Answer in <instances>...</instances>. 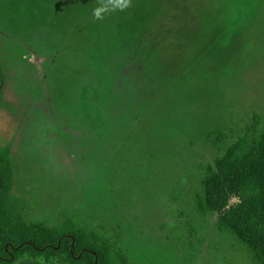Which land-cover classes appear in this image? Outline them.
Returning a JSON list of instances; mask_svg holds the SVG:
<instances>
[{
  "label": "rangeland",
  "instance_id": "rangeland-1",
  "mask_svg": "<svg viewBox=\"0 0 264 264\" xmlns=\"http://www.w3.org/2000/svg\"><path fill=\"white\" fill-rule=\"evenodd\" d=\"M98 3L0 0V142L29 219L78 207L140 264H257L199 199L264 125V0H132L102 20Z\"/></svg>",
  "mask_w": 264,
  "mask_h": 264
},
{
  "label": "trees",
  "instance_id": "trees-1",
  "mask_svg": "<svg viewBox=\"0 0 264 264\" xmlns=\"http://www.w3.org/2000/svg\"><path fill=\"white\" fill-rule=\"evenodd\" d=\"M4 80L0 65L1 84ZM202 179L199 205L220 213L222 228L235 234L264 264V125L259 117L249 138L241 139ZM12 145L0 142V264L24 259L59 264H140L122 244L121 233L87 219L78 207L61 211L57 224L29 219L31 200L16 190ZM240 201L231 205L232 197Z\"/></svg>",
  "mask_w": 264,
  "mask_h": 264
},
{
  "label": "clouds",
  "instance_id": "clouds-1",
  "mask_svg": "<svg viewBox=\"0 0 264 264\" xmlns=\"http://www.w3.org/2000/svg\"><path fill=\"white\" fill-rule=\"evenodd\" d=\"M131 2L132 0H99L98 6L93 10V17L94 19L102 20L105 14L129 8Z\"/></svg>",
  "mask_w": 264,
  "mask_h": 264
}]
</instances>
